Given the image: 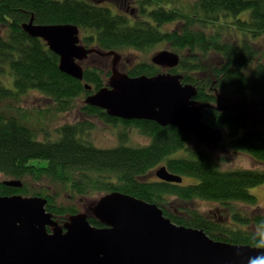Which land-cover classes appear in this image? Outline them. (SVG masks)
<instances>
[{"label":"trees","instance_id":"trees-1","mask_svg":"<svg viewBox=\"0 0 264 264\" xmlns=\"http://www.w3.org/2000/svg\"><path fill=\"white\" fill-rule=\"evenodd\" d=\"M140 2L142 12L153 22H138L89 0H0V74L9 71L15 85L8 87L0 80V175L21 182L14 187L0 181V196L46 198L47 211L63 224L89 206L87 200L119 191L157 204L176 224L204 229L212 239L255 246L254 233L264 223V212L243 215L234 203L257 204L250 188L264 183V168L224 170L219 165L221 158L212 151L215 148L199 144L192 134L176 126L116 118L90 106L85 98L107 85L111 68L89 64L84 79H76L58 68L59 56L43 39L31 37L22 27L32 17L37 24H74L81 29L87 47L121 53L149 50L167 42L181 58L177 67L167 70L147 60L127 68V72L132 76L167 71L180 74L183 83L197 87L194 99L200 103L216 102V92L224 89L244 98L256 95L264 103V51L249 39L264 36V0H192L189 6H173L175 0ZM154 3L161 9L148 11L147 4ZM246 11L251 17L239 18ZM171 18L178 21V28L162 31ZM254 59L256 67L246 73L243 67ZM31 90L51 100L46 110L53 112L51 117L78 109L87 119L119 122L129 131L136 126L150 143L129 146L124 143L128 132L124 131L119 133L122 143L118 146L98 147L88 138L95 127L93 119L66 123L50 132L12 102ZM46 111L39 118H47ZM205 121L225 130L226 150L248 153L264 164V119L208 108ZM180 150L185 154L176 156ZM162 166L182 178L200 181L184 184L162 180L157 176ZM61 198L70 202H61ZM196 199L219 202L221 213L216 211L214 216L192 207L182 211L173 208L176 200ZM229 214L241 226L232 227L234 224L225 220ZM89 221L103 226L94 216Z\"/></svg>","mask_w":264,"mask_h":264},{"label":"water","instance_id":"water-1","mask_svg":"<svg viewBox=\"0 0 264 264\" xmlns=\"http://www.w3.org/2000/svg\"><path fill=\"white\" fill-rule=\"evenodd\" d=\"M31 36L41 38L59 57L60 70L83 80L92 56L112 59L106 86L85 98L108 115L125 120H152L190 133L209 148L222 145L225 130L205 121L208 103L195 98L197 87L183 83L170 71L132 76L123 69L117 50L87 47L74 24H23ZM153 64L170 70L180 56L170 49L157 51ZM93 65V63H92ZM91 90V86L86 84ZM157 176L183 182L166 166ZM21 186L18 180L4 181ZM48 200L39 196H0V264H248L264 253L255 246L212 239L204 229L179 225L155 204L119 191L105 193L83 211L61 224L47 211ZM94 216L103 226L89 221Z\"/></svg>","mask_w":264,"mask_h":264},{"label":"rangeland","instance_id":"rangeland-1","mask_svg":"<svg viewBox=\"0 0 264 264\" xmlns=\"http://www.w3.org/2000/svg\"><path fill=\"white\" fill-rule=\"evenodd\" d=\"M89 1L92 3L94 2L99 3V4L102 3L104 7H111L112 11L117 14L121 13L124 15L125 13H127L124 11V8L122 5V2L124 0H104V1L103 0H89ZM175 1L177 3H175L173 6H178V4L179 6H182V5L189 6L192 0H175ZM140 3H141L140 0H136V3H132L131 10L134 7L138 6L139 10L138 9L136 10L135 15L137 14L138 18H140L141 15H142V18H146L145 13L142 12L143 8H141ZM157 5H158L157 3L149 4V8L157 7ZM131 10L128 11L127 15H130L129 13L131 12ZM247 17H249V11H246L243 14H241L239 18H247ZM139 21L143 22L142 20H139ZM176 23H170L169 25L164 24L161 29L162 31L171 32V30H173L174 28H178V23L177 25ZM262 41L263 42H257V43L259 44L258 45L259 49L261 50L263 49L264 51V40ZM162 49H170L172 51L175 48H173V46H171L169 43L164 42V43H159L154 47H151L149 50L131 49V50L123 51L122 61H124L123 63H125L127 67L123 64H121V66L123 69H127V68L133 67L135 64L141 63L142 61L151 60L150 58L157 51L162 50ZM263 58H264V55H263ZM262 61L264 62V59H262ZM254 65H255V61H251L243 67V70L246 73L250 72L252 71L251 69L254 67ZM8 72L9 71H5L4 74H0V80L4 85L8 87H14L15 86L14 85V75ZM230 94H231L230 96L234 97V92H231ZM250 98L253 99V101L260 102L259 101L260 99L256 95H251ZM50 101L51 100L48 99L46 96H44L42 93L36 90H31L27 94H23L19 100H13L12 102L14 106H16L17 109L19 106H21L22 108L27 110L31 114L32 118L34 120H37V123H36L37 126H41L45 124L50 130V132H52V130L66 123H76L78 121L93 119L95 123V127L89 132L90 136H88V138L90 137L93 140L94 144L98 147H113L114 148L118 146L120 143H122V141L119 139L120 138L119 133L124 132V131L125 132L128 131L127 137L124 143H126L129 146H134L135 148L138 146H141V147L146 146L150 143V138L144 135L140 131V129L136 126H134V128L130 127V131H129L128 128H125V126L119 122H117L116 124H111V123H105L102 120L99 121L96 118L87 119L86 118L87 116L84 113H81V111H79L78 109H73L72 111L68 113L56 114L55 116L53 115V117H51L53 112L49 113L48 111H46L47 108L50 106ZM45 111L49 114L48 117L39 118L41 116L40 113H43ZM44 136H45V133L42 132L40 134V137L43 138ZM192 144L196 145L198 143L193 141ZM212 151L217 157L221 158L219 165L224 170L264 168L263 163L256 161L248 153L237 152L235 150H232V151L224 150L223 151L221 148H216V149H213ZM181 154H185V151L180 150L179 152H177L176 156L181 155ZM183 178H184V181H183L184 184L198 183L200 181L198 178H192V177L189 178L187 176ZM9 180L10 179H8L7 177L0 175V181H9ZM250 191H251V194L257 196V204L251 205V204H247L244 202H235L234 205L237 208L238 212H241L243 215H249V216L250 215L253 216V214H256L259 211L261 213L264 212V183L251 187ZM101 196L102 195L97 196L96 198L98 199ZM59 201L66 202V203L70 202L69 199L66 200L64 198H61V200ZM94 201L95 200L90 199V200H87L86 203H88V205H91L94 203ZM173 206H174L173 208L177 206L176 209L178 211L179 210L182 211L183 210L182 208L192 207L194 209H198L200 212H203L204 214H210V215L215 216L217 208H219L222 205L219 202H214V201H209V200H204V199H196V200H193L192 202L190 201L189 202H184V201L179 202L176 200ZM229 216L230 218L229 219L226 218L225 220L227 222L228 221L232 222V224H234L232 227L241 226V223L235 220L232 217L233 216L232 214H230Z\"/></svg>","mask_w":264,"mask_h":264},{"label":"flooded vegetation","instance_id":"flooded-vegetation-1","mask_svg":"<svg viewBox=\"0 0 264 264\" xmlns=\"http://www.w3.org/2000/svg\"><path fill=\"white\" fill-rule=\"evenodd\" d=\"M132 3H136V0H133V1L124 0L122 2V5H123V8H124L125 12L128 13V11L131 10V4ZM101 5H102V3H101ZM170 7H172V6H170ZM108 8L112 9L111 7H108ZM146 8H147L148 11L149 10L151 11L152 9H155L157 11V10L161 9V6H160V4H158L157 7L149 8V5L147 4ZM137 9L139 10L138 6L134 7L131 10V12L129 13L131 18L138 19V21L142 20L143 22H153L154 21L148 15H146V18H142V15H141L140 18H138V15L137 14L135 15V12H136ZM127 13H125V14H127ZM134 16H137V18H134ZM239 17H240V15H239ZM250 17H251V15H250V12H249V17L244 18V19L248 20ZM241 19H243V18H241ZM176 22H178V21H175V19L171 18L170 22L165 23V25H169L170 23H176ZM176 25H177V23H176ZM263 37L264 36H262L260 38L259 37H255V38H249V39H253V41L256 44H258L257 42H263L262 41V40H264ZM238 39H240V38H238ZM262 59H264V58H262ZM253 61H255V65H254V67L252 69H254L256 67V64H257L255 59ZM123 62L124 61H120L121 64L126 66V64L123 63ZM92 63H93V65L95 67L106 66L107 68H112V66H111L112 65V59L108 58V57L107 58H105V57L104 58H102V57L99 58V57L92 56L89 59L88 64H92ZM229 91L230 90L224 89V90H220L218 93L216 92L217 100H216V102H206V103H208V105H210L208 108H214V109L216 108L219 111H224L226 113H227V111H236V112H239V113L245 115L246 117H248L250 119H253L255 117L264 119V103L253 101V99H251L250 97L244 98V97H242L239 94H234V97H232V96H230L231 92H229ZM221 129H223V128H221ZM225 137H226V135H225ZM224 141H225V138H224ZM224 141H223L222 145L220 147H218V148H221L223 151L226 150L224 145H223V144H225ZM226 141L228 142V139ZM211 149H213V148H211ZM226 151H230V150H226ZM183 181H184V179H183ZM176 211H178V210L176 209ZM217 212L221 213V208L220 207L217 208ZM229 218H230V216L227 217V219H229Z\"/></svg>","mask_w":264,"mask_h":264},{"label":"clouds","instance_id":"clouds-1","mask_svg":"<svg viewBox=\"0 0 264 264\" xmlns=\"http://www.w3.org/2000/svg\"><path fill=\"white\" fill-rule=\"evenodd\" d=\"M254 244L257 249H264V223L259 225L254 233ZM248 264H264V253L249 257Z\"/></svg>","mask_w":264,"mask_h":264}]
</instances>
